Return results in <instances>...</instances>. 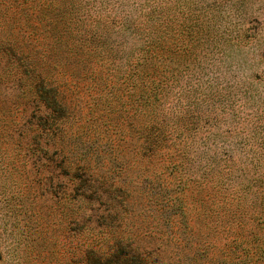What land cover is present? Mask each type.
I'll return each instance as SVG.
<instances>
[{"label":"rangeland","instance_id":"obj_1","mask_svg":"<svg viewBox=\"0 0 264 264\" xmlns=\"http://www.w3.org/2000/svg\"><path fill=\"white\" fill-rule=\"evenodd\" d=\"M132 255L264 264V0H0V264Z\"/></svg>","mask_w":264,"mask_h":264},{"label":"trees","instance_id":"obj_2","mask_svg":"<svg viewBox=\"0 0 264 264\" xmlns=\"http://www.w3.org/2000/svg\"><path fill=\"white\" fill-rule=\"evenodd\" d=\"M15 48V47H14ZM10 50V48L8 49V51ZM155 95V94H154ZM156 97V96H155ZM44 98V101H45V104L47 105L46 106V109H48V110H51V111H53L54 113H59V110L58 109H60L61 108V103H60V101H59V99H58V97H57V94H56V92H52V93H50V92H47L46 93V97H43ZM153 98H154V96H153ZM151 99H152V97L148 100V105H150L149 106V108H152V106H153V104H151V103H153L152 101H151ZM143 109V108H142ZM135 254V253H134ZM135 255H132V256H130L127 260H126V262H125V264H155V261H149L148 260V258L147 259H140V261H139V259H137L136 257H134ZM115 263H118L117 261H115Z\"/></svg>","mask_w":264,"mask_h":264}]
</instances>
